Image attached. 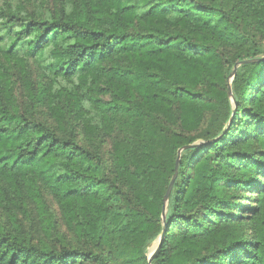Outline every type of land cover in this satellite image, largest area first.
Segmentation results:
<instances>
[{
	"label": "trees",
	"instance_id": "obj_1",
	"mask_svg": "<svg viewBox=\"0 0 264 264\" xmlns=\"http://www.w3.org/2000/svg\"><path fill=\"white\" fill-rule=\"evenodd\" d=\"M58 2L2 12L0 264H149L188 145L150 264H264V0Z\"/></svg>",
	"mask_w": 264,
	"mask_h": 264
},
{
	"label": "rangeland",
	"instance_id": "obj_2",
	"mask_svg": "<svg viewBox=\"0 0 264 264\" xmlns=\"http://www.w3.org/2000/svg\"><path fill=\"white\" fill-rule=\"evenodd\" d=\"M61 5L58 0H0V35H3L4 29V23H5V17H3V11H8L9 9L12 10H20L27 13H32L36 17L40 16H47L49 11L53 9L54 7H58ZM5 45L8 44V40L4 41ZM28 67L31 69L33 62L29 63L27 62ZM231 80V78H230ZM33 218V217H32ZM38 218H40L38 216ZM5 215L0 211V221L4 222ZM33 222L26 219L24 220V228L29 229V225L32 224L33 232L35 237H40V226L36 219L33 218Z\"/></svg>",
	"mask_w": 264,
	"mask_h": 264
},
{
	"label": "water",
	"instance_id": "obj_3",
	"mask_svg": "<svg viewBox=\"0 0 264 264\" xmlns=\"http://www.w3.org/2000/svg\"><path fill=\"white\" fill-rule=\"evenodd\" d=\"M250 60H243V61H240L238 63H236L234 65V68L231 72V76L230 78L235 74V70H236V66L241 64V63H245V62H249ZM229 82H230V79H229ZM228 94L229 96L231 97L232 99V95H231V88H230V83L228 84ZM234 113V110L232 111V115ZM189 146H192V145H188V146H182L180 148L177 149V152H176V158H175V163H174V170H173V174L170 178V181L168 183V186H167V189H166V192L163 196V205H162V209H161V220H162V223H163V226H162V230L159 234V236L152 242V244L149 246V249H148V252L145 254V257L148 261V263L150 264V261H149V256H150V253L152 251H154L157 247H159L161 241H162V238L164 236V233H165V228H166V222H165V212H166V206H167V201H168V197H169V193H170V190H171V187H172V184L177 176V169H178V164H179V160H180V155H181V152L186 148V147H189Z\"/></svg>",
	"mask_w": 264,
	"mask_h": 264
}]
</instances>
